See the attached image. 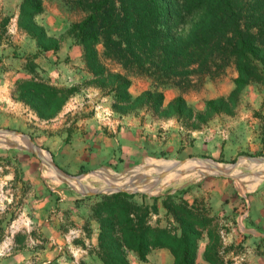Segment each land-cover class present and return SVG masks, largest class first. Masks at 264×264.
<instances>
[{"label": "rangeland", "instance_id": "374dc122", "mask_svg": "<svg viewBox=\"0 0 264 264\" xmlns=\"http://www.w3.org/2000/svg\"><path fill=\"white\" fill-rule=\"evenodd\" d=\"M86 1L40 0L42 11L34 20L56 41L54 50L41 51L17 25L21 0H0V129L28 137L38 150V154H34L18 139L9 135L0 137V264L97 262L98 224L90 211L92 205L101 196L128 190L124 188L128 184L134 183L133 188L140 189L144 181L149 180L143 179L145 176L163 179L175 174L177 180L184 173L177 171L181 168L205 174L183 182L174 178L173 183L169 180V185L162 190L156 185L139 190L146 193H133L139 200V195L155 197L184 190V200L191 203L196 199L205 207L211 196L208 185L216 181L226 183L234 194L250 195L264 187L263 178L251 190L254 183L250 177L253 176V181L259 180L264 172L255 174L254 167L258 165L240 162L243 157L264 158V74L260 80L235 88L236 71L227 60L221 69L210 75L192 72L175 80H159L131 71L122 61L107 55L99 41L94 49L104 71L105 78L101 79L87 68L82 48L71 30L72 25L88 14ZM118 75L122 79L115 81ZM27 78L69 89L53 118L39 119L19 98L14 83ZM124 83L128 86L125 89L122 88ZM115 86L130 99L117 103ZM146 92L162 94L160 110L155 112L143 105L144 101H134ZM177 97L192 110L191 117H187L186 111L180 116L172 112L169 105ZM217 99L225 101L226 110L204 114V102ZM115 108H120L121 113ZM196 113H201L204 120H198ZM121 117L131 123L144 124L143 131L149 132L153 143L158 145L156 150L134 160L128 159L131 162L110 159L108 163L97 159L93 166L79 165L84 152L90 150L93 137L100 134L112 139L115 136ZM4 140L8 143L3 144ZM189 158L221 165L236 164L230 167L234 179L206 174L208 170L200 167L207 165L206 161L189 160L179 165ZM171 166L176 168L167 174L165 171ZM58 172L86 175L93 182H63ZM100 174L113 181L123 180L124 184L120 185L123 188H111L110 192L96 181ZM152 183L158 180H151ZM244 210L243 204L235 212L236 219L217 217V229L225 227V231L223 228L219 231L222 246H230L226 256L236 262L264 264V238L258 234L263 228L242 217ZM150 222L164 226L163 210L151 216ZM204 240L200 241V246ZM128 258L130 264L172 262L165 249L152 250L146 262H138L130 255Z\"/></svg>", "mask_w": 264, "mask_h": 264}, {"label": "trees", "instance_id": "16d2710c", "mask_svg": "<svg viewBox=\"0 0 264 264\" xmlns=\"http://www.w3.org/2000/svg\"><path fill=\"white\" fill-rule=\"evenodd\" d=\"M86 2L88 14L71 30L82 48L87 68L101 79L105 78L104 71L94 49L99 41L107 55L122 61L131 71L159 80H175L192 72L210 75L227 60L236 71L235 88L263 77L264 0ZM41 11L40 0H21L17 25L41 51H52L56 48L55 39L48 37L34 20ZM115 78L122 79L119 75ZM14 85L21 101L41 120L51 119L60 111L69 91L33 78L19 79ZM126 87L124 83L122 88ZM117 88L113 89L116 102L128 101L130 97ZM139 100L155 112L162 108L161 93L146 92L134 99ZM169 106L179 116L184 111L187 117L192 115L180 97ZM203 107L204 114L226 110L223 99L207 100ZM195 117L204 120L201 113ZM185 192L178 190L155 197L139 195V200L135 194L124 192L101 196L90 209L98 224L97 262L93 264H130L129 255L138 262H146L148 254L156 249L167 250L171 264H196L203 238V263L243 264L226 256L230 246H222L219 231H225V227L217 229L215 224L219 214H211L209 205L205 207L196 199L188 203L182 198ZM160 209L165 225L151 224V216L158 215ZM233 213L229 212L232 218Z\"/></svg>", "mask_w": 264, "mask_h": 264}, {"label": "crops", "instance_id": "0c3cea01", "mask_svg": "<svg viewBox=\"0 0 264 264\" xmlns=\"http://www.w3.org/2000/svg\"><path fill=\"white\" fill-rule=\"evenodd\" d=\"M118 123L119 125L115 131V136L112 139L107 136H101L100 134L93 137V141L89 147L90 150L84 152L79 165L93 166L97 159L100 161L106 160L108 163L110 159L130 161L128 159L134 160L143 154H147L149 151L156 150L158 147V145L153 143L149 132L143 131L145 129L143 128L144 124H141V126L139 122L138 124L136 122L131 123V120L129 122L124 117H121ZM134 169L135 167L131 170ZM262 180L263 178H260L256 181L251 187V190ZM208 187L211 190V196L208 199L211 214H219L224 217L229 216V212L232 210L234 212L233 219H236L238 214L235 212L244 204L245 210L241 216L253 222V225H256L258 228L262 226V232H258V234L264 238V187L254 191L250 195L239 193L231 195L232 191L230 187L226 183L218 181L212 183V185L209 184ZM255 221L258 223H255ZM202 249L203 245H199L196 264H205L201 260Z\"/></svg>", "mask_w": 264, "mask_h": 264}, {"label": "water", "instance_id": "95a60500", "mask_svg": "<svg viewBox=\"0 0 264 264\" xmlns=\"http://www.w3.org/2000/svg\"><path fill=\"white\" fill-rule=\"evenodd\" d=\"M0 133L3 135H9L12 138L18 139L29 151H31L32 153H34L32 150H36L37 147L30 141V139L28 137L22 136L21 134L17 133V132H13L7 129H0ZM35 154V153H34ZM37 156V155H36ZM191 161V160H198V161H206L207 163V170L208 172L206 174H210V175H214V176H223L226 178H230V179H234V177L232 175H230L229 173V168L230 167H235L236 164L230 166V165H221V164H217L211 160H206V159H200V158H189L185 161L179 162V165L183 162L186 161ZM242 161H248L250 164L253 165H259L261 163L264 162V158H246L243 157L240 159V162ZM48 167H50L51 169H54V166L50 163H47ZM176 168V166H171L169 167L165 172L166 173H170L172 171H174ZM56 171V170H55ZM59 174L62 175L63 179L61 181L63 182H73V181H81V182H89L92 183L93 180H90L86 175H82V176H72V175H64L60 172H58ZM205 175V174H202ZM201 175V176H202ZM155 185V183H152V185L149 186V189H152L153 186ZM116 192H124L127 194H133V193H146V192H141L138 191L137 189L134 188H128V190H119ZM115 193V192H114ZM95 194V193H94ZM93 195V194H90Z\"/></svg>", "mask_w": 264, "mask_h": 264}, {"label": "bare ground", "instance_id": "6f19581e", "mask_svg": "<svg viewBox=\"0 0 264 264\" xmlns=\"http://www.w3.org/2000/svg\"><path fill=\"white\" fill-rule=\"evenodd\" d=\"M3 136H5V135H3V134H1L0 133V137H3ZM2 143L3 144H6V143H8V141L7 140H4V141H2ZM35 154H38V150H32ZM259 167H254V172L253 173H257V172H264V163H262V164H259L258 165ZM200 167H202V170H207L208 168V166L207 165H200ZM253 168V167H252ZM256 168V169H255ZM181 171V170H183L184 171V173L183 174H181L180 175V177L176 180V176H178V175H172V174H168V176H165V178H163L162 179V177H160V176H157V177H160V179H157V178H150V177H148V176H145V177H143V179H149V180H145L144 181V186L143 187H141L140 189H137L138 191L139 190H143V189H145V190H148L149 189V186L150 185H152L151 184V180L152 181H154V180H158V183H155V185L154 186H156V185H158V190L160 189V190H162V189H164L166 186H168L169 185V183H173L172 181L174 180V178H175V181H178V180H180L181 182H183V181H185V180H191V179H193V178H195V177H197V176H199V175H202L203 173H200V172H198L197 170H196V173H191L192 172V168L191 169H188V168H181V169H178L177 171ZM230 172H234V171H232V169L231 168H229V173ZM171 173V172H170ZM180 174V173H179ZM260 174V173H259ZM231 175V174H230ZM99 177H100V179L99 180H96L98 183H99V185L101 184L102 186H104L106 189H108L110 192H111V188H115V189H117V187L119 186V187H122L123 188V186H120V185H123L124 184V181L123 180H117V181H113V180H111L107 175H105V174H100V175H98ZM148 177V178H147ZM94 178V177H93ZM245 178V177H244ZM262 178H264V176L262 177ZM170 180V182L168 183V181ZM254 180V178H253V176L252 177H250V181L251 182H253V183H255L256 181H258V180H255V181H253ZM95 181V180H94ZM161 181V182H160ZM174 181V182H175ZM73 182H78V181H73ZM136 182V181H135ZM133 185H134V183H131V184H128L126 187H124V188H129V187H131V188H133ZM153 186V187H154ZM138 187V186H137ZM121 188V189H122ZM156 191V190H155Z\"/></svg>", "mask_w": 264, "mask_h": 264}]
</instances>
